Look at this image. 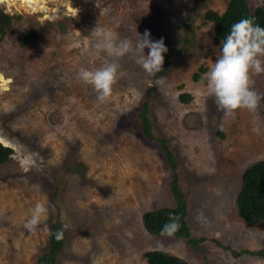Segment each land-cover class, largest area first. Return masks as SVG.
Listing matches in <instances>:
<instances>
[{
    "label": "rangeland",
    "instance_id": "rangeland-1",
    "mask_svg": "<svg viewBox=\"0 0 264 264\" xmlns=\"http://www.w3.org/2000/svg\"><path fill=\"white\" fill-rule=\"evenodd\" d=\"M229 1L34 0L33 9L32 0L26 8L19 0L0 3V11L20 16L0 38V135L16 148L0 166V264H38L56 242V224L65 235L56 264H147L144 254L154 250L189 264H264V257L232 253L264 250V223H245L236 204L245 169L264 160L262 99L254 113L226 117L203 79L221 48L204 15L224 12ZM98 25L120 39L134 41L145 30L154 41L163 38L160 75L126 55L111 97L100 103L76 79L79 68L113 59L91 45ZM32 32L38 37L22 46L19 36ZM201 67L207 71L196 81ZM253 80L262 94L264 74ZM149 86L152 139L140 120ZM181 93L193 99L183 103ZM162 139L177 164L191 235L205 239L197 248L143 226L145 212L176 207ZM37 202L49 215L29 232L24 224Z\"/></svg>",
    "mask_w": 264,
    "mask_h": 264
},
{
    "label": "clouds",
    "instance_id": "clouds-1",
    "mask_svg": "<svg viewBox=\"0 0 264 264\" xmlns=\"http://www.w3.org/2000/svg\"><path fill=\"white\" fill-rule=\"evenodd\" d=\"M254 20L252 17L242 18L231 26L221 41L215 62L203 77L206 82V95L215 98L218 108L226 117H234L241 109L254 113L261 99H264V95L253 88V75L264 74V27L256 24ZM90 35L94 50L104 52L113 59L100 67L79 68L76 79L91 86L100 103L107 101L113 93L121 67L120 58L133 54L136 63L150 76L163 70L164 53L168 49L163 38L154 41L148 30L143 35L137 33L134 41L129 38L120 39L111 29L99 25ZM145 49L149 50L147 54ZM163 80L164 77L161 76L157 83H162ZM33 187L39 190L38 185ZM29 211L30 217L24 228L33 232L47 220L49 208L45 203L37 202ZM178 221V216L170 214L169 223L161 229V234L171 235L178 230ZM54 235L60 240L63 238V231L57 230Z\"/></svg>",
    "mask_w": 264,
    "mask_h": 264
},
{
    "label": "trees",
    "instance_id": "trees-1",
    "mask_svg": "<svg viewBox=\"0 0 264 264\" xmlns=\"http://www.w3.org/2000/svg\"><path fill=\"white\" fill-rule=\"evenodd\" d=\"M255 18L254 22L261 27H264V6H258L255 9H251L248 0H230L227 8L224 12H218L210 10L205 13L204 19L207 22L213 24L214 42L217 46L221 47V41L225 38L231 29V26L238 22L242 18ZM20 16H9L3 11H0V38L7 36L12 28L13 20L18 19ZM38 37L36 32L29 34H23L19 36V42L22 46H26L31 43L34 39ZM207 69L204 67L200 68L199 74L194 76L197 81L201 78L200 73L206 72ZM160 74H157L159 76ZM153 88L148 87L146 92V99L144 100L141 113V128L142 132L146 137H153L152 125L148 118V111L150 106V100L152 97ZM262 95H264V90ZM179 99L183 103H189L193 98L189 94L181 93ZM264 106V99H262ZM223 136V134H222ZM164 151L168 157L171 167H173L171 191L176 201V207H162L159 209H154L145 212L142 217V222L145 230L154 236H174L178 238L188 239L189 244L193 248H197V245L205 241L204 238H196L191 235V228L188 224V206L185 193L182 191L179 185V176L177 173V164L175 162L172 151L167 148L165 140H159ZM13 150L10 148H5L0 144V166L9 162ZM237 213L241 220H243L248 225H257L264 223V160L257 161L247 167L242 175V182L239 192L236 197ZM173 214L179 217V229L174 231L171 235L161 234V229L165 224L169 223V215ZM57 230H62L59 224L53 227V240L55 244H52V248L45 253L44 256L38 261V264H56L58 254L62 248V244L65 239L63 233V238L57 240L55 238V232ZM234 256L238 257L243 254L257 255L259 257H264V250L251 252L248 250H243L242 252L233 251ZM147 264H189L184 259L178 256L170 254L165 251H148L144 254Z\"/></svg>",
    "mask_w": 264,
    "mask_h": 264
},
{
    "label": "water",
    "instance_id": "water-1",
    "mask_svg": "<svg viewBox=\"0 0 264 264\" xmlns=\"http://www.w3.org/2000/svg\"><path fill=\"white\" fill-rule=\"evenodd\" d=\"M19 2H20L19 5L21 6V4H22L21 0H19ZM16 5H18V4H16ZM46 11H47V9H46ZM38 12H45V11H38ZM0 144H1L3 147H5V148H10V149H12L13 152L16 151L15 145H14L10 140H8V139L2 137L1 135H0Z\"/></svg>",
    "mask_w": 264,
    "mask_h": 264
},
{
    "label": "bare ground",
    "instance_id": "bare-ground-1",
    "mask_svg": "<svg viewBox=\"0 0 264 264\" xmlns=\"http://www.w3.org/2000/svg\"><path fill=\"white\" fill-rule=\"evenodd\" d=\"M32 1H33V2H32V4H31V6H28L29 9H33V6L35 5L34 0H32ZM4 2H5V3L8 2V4H9V3H11V0H0V3H4ZM21 2H22L21 7H22V8H26L25 0H21ZM37 6L40 7L41 5L37 3Z\"/></svg>",
    "mask_w": 264,
    "mask_h": 264
}]
</instances>
